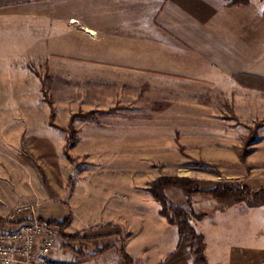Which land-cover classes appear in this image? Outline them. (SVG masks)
<instances>
[{"label": "rangeland", "instance_id": "obj_1", "mask_svg": "<svg viewBox=\"0 0 264 264\" xmlns=\"http://www.w3.org/2000/svg\"><path fill=\"white\" fill-rule=\"evenodd\" d=\"M9 71L0 65V216L30 204L66 214L65 233L94 235L67 241L58 264L88 261L105 244L124 249L131 238L134 251L171 242L177 228L150 192L160 176L202 189L264 179L263 83L229 92L160 80L106 91L33 62L25 76ZM165 194L190 219L214 205L177 187ZM163 252L151 248L142 263Z\"/></svg>", "mask_w": 264, "mask_h": 264}, {"label": "crops", "instance_id": "obj_2", "mask_svg": "<svg viewBox=\"0 0 264 264\" xmlns=\"http://www.w3.org/2000/svg\"><path fill=\"white\" fill-rule=\"evenodd\" d=\"M30 62L68 83H97L106 91L160 80L243 90L234 75L264 77V0H0V65L25 76ZM263 181L248 177L243 184L257 190ZM213 204L202 218L190 219L203 236L207 264H264V207ZM38 215L51 221L66 214ZM90 233L81 236L89 242ZM111 245L79 264H121L122 247ZM160 247L163 255L148 264L193 263L178 233L169 243H143L139 251L131 238L124 250L133 264H143L147 252Z\"/></svg>", "mask_w": 264, "mask_h": 264}, {"label": "trees", "instance_id": "obj_3", "mask_svg": "<svg viewBox=\"0 0 264 264\" xmlns=\"http://www.w3.org/2000/svg\"><path fill=\"white\" fill-rule=\"evenodd\" d=\"M250 0H228V4L248 3ZM233 79L243 87L261 88L253 81L264 84V77L250 74H237ZM264 89V87H263ZM171 187L181 188L187 197L202 196L214 202L220 209L229 208L238 203H245L248 206L264 207V188L252 191L248 186H233L216 184L208 189H202L194 186L193 181L188 177L178 176H160L156 178L150 188L152 197L160 204V214L166 219L167 223L177 228L180 239L189 245L190 253L193 257L192 264H207L204 254L203 236L196 232L190 222L189 214L182 208L171 203L165 194V190ZM203 214L201 217H203ZM49 223L59 229L60 237L63 245H67V241H77L86 239L77 234L65 233L64 228L68 223V217L62 220H51ZM112 247L111 244H105L98 249L92 256H97L106 252ZM121 264H133V258L123 249H118Z\"/></svg>", "mask_w": 264, "mask_h": 264}, {"label": "built area", "instance_id": "obj_4", "mask_svg": "<svg viewBox=\"0 0 264 264\" xmlns=\"http://www.w3.org/2000/svg\"><path fill=\"white\" fill-rule=\"evenodd\" d=\"M63 246L59 229L42 219L30 204L0 216V264H58Z\"/></svg>", "mask_w": 264, "mask_h": 264}]
</instances>
